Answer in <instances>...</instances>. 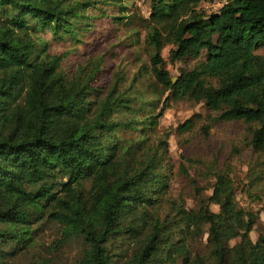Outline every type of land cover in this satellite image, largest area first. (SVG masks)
<instances>
[{
	"label": "trees",
	"instance_id": "trees-1",
	"mask_svg": "<svg viewBox=\"0 0 264 264\" xmlns=\"http://www.w3.org/2000/svg\"><path fill=\"white\" fill-rule=\"evenodd\" d=\"M203 1L149 0V16L138 18L148 64L127 83L120 70L107 77L104 53L67 72L66 52L51 54L40 35H77L90 0H0V264L34 254L47 224L60 231L47 249L79 240V264H264V234L250 237L258 214L238 205L227 172L215 174L197 208L161 207L168 148L150 132L168 100L204 102L217 112L210 124H250V144L264 154V56L255 52L264 42V0H221L210 14L196 10ZM184 58L196 62L173 82L168 63ZM143 98L149 109L141 112ZM118 108L130 119H112ZM192 125L187 119L176 131ZM206 224L200 253L194 243Z\"/></svg>",
	"mask_w": 264,
	"mask_h": 264
},
{
	"label": "rangeland",
	"instance_id": "rangeland-1",
	"mask_svg": "<svg viewBox=\"0 0 264 264\" xmlns=\"http://www.w3.org/2000/svg\"><path fill=\"white\" fill-rule=\"evenodd\" d=\"M86 8V18L80 24L77 35H63L53 38L49 31L40 35L49 42L51 54L64 53L62 67L67 72L74 70L78 62L89 55L105 54L107 77L120 70L123 79L129 83L133 74L141 65L148 64L149 47L145 42V29L139 27L138 18H147L150 13L149 0H90ZM222 5L221 0L203 1L196 10L205 14L217 12ZM171 45L162 49V56L168 59ZM256 53L264 56V42L260 43ZM195 59L184 58L174 64L168 63L171 79L177 78L180 69L194 65ZM147 76L143 75L136 85L144 89ZM214 84L215 80L210 79ZM149 100L151 96L147 95ZM145 98L138 101L141 112L148 111ZM163 100V98H161ZM162 105H159V108ZM140 112V113H141ZM158 112V111H156ZM143 113L140 114V116ZM217 112L206 108L204 102L196 103L187 98L168 100L163 115L151 134V141L163 138L168 148V187L162 195L161 207L170 210L172 203L185 208H197L198 200L209 196L215 182V174L227 172L234 181L235 198L242 208L257 213L250 237L255 241L264 234V154L255 151L250 144L249 126L244 121H215L209 123L208 116ZM140 116L132 115L137 119ZM131 117V118H132ZM192 118L193 125L188 131L177 132V126ZM112 119H130L129 111L116 109ZM208 126L207 130L202 126ZM119 136L136 139L138 131L120 129ZM191 179L195 180L200 192L195 190ZM89 186V183H86ZM210 209L218 210V206L210 204ZM208 225L202 227L203 233L197 237L194 246L203 253L206 250ZM60 231L57 225L47 224L39 233L35 253H20L12 259V264H29L35 258H44L49 264H79L82 244L73 240L56 249H47L57 238ZM166 264V263H162Z\"/></svg>",
	"mask_w": 264,
	"mask_h": 264
},
{
	"label": "water",
	"instance_id": "water-1",
	"mask_svg": "<svg viewBox=\"0 0 264 264\" xmlns=\"http://www.w3.org/2000/svg\"><path fill=\"white\" fill-rule=\"evenodd\" d=\"M172 81L174 82V81H175V79H172Z\"/></svg>",
	"mask_w": 264,
	"mask_h": 264
}]
</instances>
